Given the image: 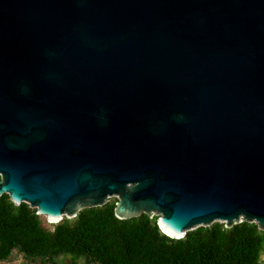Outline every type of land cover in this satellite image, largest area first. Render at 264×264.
Segmentation results:
<instances>
[{"label":"water","instance_id":"obj_1","mask_svg":"<svg viewBox=\"0 0 264 264\" xmlns=\"http://www.w3.org/2000/svg\"><path fill=\"white\" fill-rule=\"evenodd\" d=\"M2 194L264 229V0H0Z\"/></svg>","mask_w":264,"mask_h":264},{"label":"trees","instance_id":"obj_2","mask_svg":"<svg viewBox=\"0 0 264 264\" xmlns=\"http://www.w3.org/2000/svg\"><path fill=\"white\" fill-rule=\"evenodd\" d=\"M116 199L80 209L75 216L44 224L27 203L0 197V261L13 249L24 264H262L264 229L256 221L231 226L222 221L199 225L183 237L163 232L151 217L119 218ZM67 258L66 262H63ZM62 259V260H60Z\"/></svg>","mask_w":264,"mask_h":264},{"label":"rangeland","instance_id":"obj_3","mask_svg":"<svg viewBox=\"0 0 264 264\" xmlns=\"http://www.w3.org/2000/svg\"><path fill=\"white\" fill-rule=\"evenodd\" d=\"M115 199L114 197H111L109 200H113ZM41 218L43 219V222L44 224L48 225V226H52L53 223L55 222H52L50 221L49 219H47L45 216L43 215H40ZM264 259V253H262V260ZM62 260V259H60ZM67 261V258L63 260V262H66ZM26 261L23 257V254L19 251H17L16 249H13L11 254H10V257L5 260V261H0V264H24ZM33 264H40L38 262H34ZM79 264H83L82 263V260H79Z\"/></svg>","mask_w":264,"mask_h":264}]
</instances>
